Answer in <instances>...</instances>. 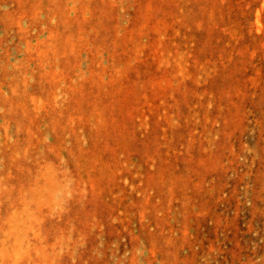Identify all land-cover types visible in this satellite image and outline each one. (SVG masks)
<instances>
[{
	"label": "rangeland",
	"instance_id": "rangeland-1",
	"mask_svg": "<svg viewBox=\"0 0 264 264\" xmlns=\"http://www.w3.org/2000/svg\"><path fill=\"white\" fill-rule=\"evenodd\" d=\"M0 264H264V0H0Z\"/></svg>",
	"mask_w": 264,
	"mask_h": 264
}]
</instances>
